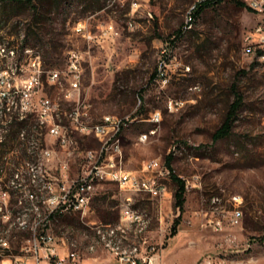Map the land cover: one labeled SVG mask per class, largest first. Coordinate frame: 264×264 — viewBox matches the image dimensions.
<instances>
[{
    "label": "rangeland",
    "instance_id": "374dc122",
    "mask_svg": "<svg viewBox=\"0 0 264 264\" xmlns=\"http://www.w3.org/2000/svg\"><path fill=\"white\" fill-rule=\"evenodd\" d=\"M194 1L35 0V9L0 0V121L5 96L19 99L26 117L24 137L17 126L9 132L0 128V141L5 138L11 146L0 157V264H39L45 258L52 264L56 256L46 255L44 233L52 235L55 248L62 235H83L89 251L95 237L86 223L117 221L127 195L151 218L149 237L169 264H192L195 259V264L210 259L264 264V63L245 51V35L257 16L236 0H222L203 7L187 27ZM79 23L83 31L76 29ZM30 25L33 31L40 29L41 38L31 34L24 49ZM73 49L85 53L86 61L80 93L67 99L69 85L49 82L48 71H63ZM37 56L42 84L26 97L25 83L37 68ZM236 91L243 103L232 132L214 142ZM44 96L58 105L54 118L64 125L69 126L64 112L76 99L89 105L85 114L95 121L107 115L126 119L120 133L128 171L141 174L147 161L166 164L171 154L173 173L186 182L183 211L175 205L178 184L171 174L162 180L170 191L163 210L160 199L108 182L94 195L85 217L82 212L50 214L42 202L46 193L27 184L28 164L40 165L56 180L61 165L69 163L75 175L82 169L84 152L101 142L69 127L75 144L63 147L38 115ZM172 99L179 103L174 109L169 107ZM157 110L163 117L159 124L151 119ZM152 129L141 141L140 135ZM5 148L0 147V155ZM44 149L52 151L50 160L44 159ZM31 188L40 193L34 200ZM238 204L241 221L233 224L230 217ZM176 219L178 231L171 236ZM141 238L134 233L133 242Z\"/></svg>",
    "mask_w": 264,
    "mask_h": 264
},
{
    "label": "built area",
    "instance_id": "2783aa9c",
    "mask_svg": "<svg viewBox=\"0 0 264 264\" xmlns=\"http://www.w3.org/2000/svg\"><path fill=\"white\" fill-rule=\"evenodd\" d=\"M215 1L218 0H195L187 12V27L193 26L196 14L202 5ZM242 1L257 16L254 28L245 35V51L253 59L264 63V0ZM84 28L85 26L82 23H79L76 27L78 31H83ZM85 61V53L78 49L71 50L68 55L67 67L63 71L50 69L48 71V81L55 84L66 82L69 85L66 98L73 99L75 94H79L81 90ZM33 65L37 66V68L25 83L27 89V92H25L26 97L42 84L41 74L43 70L41 61H34ZM178 105L179 103L173 99L169 101L171 109ZM86 106L89 105L81 102L80 99H76V103L64 112L65 117L69 121L68 126L55 121L54 112L59 109L58 105L50 97L44 96L40 100L38 115L43 123L50 125L49 133L55 136L63 147L69 148L75 144L69 127L71 131L75 130L84 135H94L101 142L100 147L90 148L84 152L82 169L75 175L71 174L69 163L61 165L60 176L56 180L50 179V172L44 168L42 174H35L31 169V163L28 164L29 183L27 184L31 185V187L32 185L37 186L40 193H46L42 202L49 207L50 214L58 212H82V214H85L90 208L94 195L98 193L103 184L108 182L117 184L123 191L145 193L154 199H160L161 202L170 193L168 186L162 180L171 176V169L167 164L157 163L155 160L147 161L141 174L124 169L121 149H117L115 153H108L107 143L117 139L121 127L127 122L126 119L114 115L111 119L95 121L92 119L91 114H85ZM162 118V113L159 110L155 111V116L151 117V119H157V124L162 121ZM155 129H152L151 132H154ZM148 134L150 133L140 135V140L145 141ZM23 135L24 133H22ZM42 154L46 160H50L52 157L50 149H44ZM13 182L15 183V181ZM28 190L32 200L40 195L32 188ZM235 200L237 203L241 202L238 198H235ZM140 208L136 206L133 195H127L123 197L117 221L88 223L87 225L90 228L88 231H90L92 236H95V243L92 245H99V249H104L113 256V252H110V247L100 246V237L95 234V227H113V224H121L117 243L118 245H129V252H122V256H113L117 259L118 264H160L158 258L159 247L149 237L151 227L146 232H143V238H141L140 242H133L135 224L138 223ZM241 216L242 211L238 204L230 220L233 224H238L241 221ZM41 241L48 246L46 248L47 256L50 254L56 256L52 264H78L80 250L76 239L72 241L73 247L76 248L70 250L65 257H61L57 252L55 248L56 242L52 239V235L44 233ZM92 245H89V252H92ZM201 264L226 263L222 260L215 261L210 259Z\"/></svg>",
    "mask_w": 264,
    "mask_h": 264
},
{
    "label": "trees",
    "instance_id": "16d2710c",
    "mask_svg": "<svg viewBox=\"0 0 264 264\" xmlns=\"http://www.w3.org/2000/svg\"><path fill=\"white\" fill-rule=\"evenodd\" d=\"M221 1L222 0H218L215 2H209V3L202 5L200 7V10L196 14V17L201 12L203 7L210 5V4H217ZM5 2H9V3L19 2V3L30 4L31 6H35V4H34L35 0H5ZM236 2L238 3V5H240L242 7H247V5L242 0H236ZM36 8L37 7L35 6V9ZM4 20L7 21V18H4ZM31 26L32 25H30V27L27 26L25 28V35H24V40H23L24 49L26 48V46L28 44V41H29V38L31 37L30 36L31 34H34V38H36V39L41 38L40 29L37 28L36 31H33V27H31ZM0 29H1V26H0ZM8 46H10V47L12 46L10 44V42H9ZM235 97H236V99L231 104L230 110L227 113L224 122L213 134L214 142H217L220 139H223V138L229 136L232 132L237 114H238L239 110L241 109V106L243 103V95L239 91L235 92ZM11 101H12L13 105L10 106ZM19 102H20L19 99H10L9 96L4 97V99L2 101V119L0 121V128H2V130L6 131V132H9L12 126H17L19 134L22 135V133H24V135H23V137H24L25 131H23V130H24V127L26 125V117H25V114L21 113V111L19 110V107H20ZM15 108H16V110H15ZM0 147H2V149H3V147H6L4 150V153H2L0 155V157H3L4 154L11 149V146L9 147V145L6 143L5 138H1ZM7 147H9V148L7 149ZM172 158L173 157L171 154L168 155L167 160H166V164L171 169L172 176L174 177L175 181L178 184V189L175 192V199H176L175 205L179 209H182V211H183L184 205L186 202V182L184 179H182L181 177H178L177 175H175L173 173ZM179 224H180V220L176 219L174 221V224L172 227L171 236H174L177 234Z\"/></svg>",
    "mask_w": 264,
    "mask_h": 264
},
{
    "label": "bare ground",
    "instance_id": "6f19581e",
    "mask_svg": "<svg viewBox=\"0 0 264 264\" xmlns=\"http://www.w3.org/2000/svg\"><path fill=\"white\" fill-rule=\"evenodd\" d=\"M35 61H41L40 57L37 56ZM153 116H155V113ZM111 117H113V116L107 115V116H104L103 119H111ZM153 120L157 123V119H153ZM154 132H151L150 134H148L146 140ZM142 135H145V133H143ZM122 148L123 147H122L121 133L118 135V137H117V139H115V141H108V143H107V152L108 153H115L117 151V149H121V152H122ZM31 169H32V171H34L35 174H42V172H43L42 167L38 164H31ZM21 223H22V225L25 226L26 222L22 221ZM150 223H151V218L149 217V215L145 212L140 211V215L138 217V223L135 224L134 233L137 236L143 237V232H146ZM120 231H121V224H113V227H95V234L98 237H100V246L110 247V252H113V254L115 256H122V252H129V245H118V243H117V239H118V235H120ZM2 243L4 245H6L8 242L6 240L2 239ZM94 243H95V238H94V241L91 242V245ZM98 249H99V245H92V252H95ZM87 250H88V248H87Z\"/></svg>",
    "mask_w": 264,
    "mask_h": 264
},
{
    "label": "crops",
    "instance_id": "0c3cea01",
    "mask_svg": "<svg viewBox=\"0 0 264 264\" xmlns=\"http://www.w3.org/2000/svg\"><path fill=\"white\" fill-rule=\"evenodd\" d=\"M103 185L101 186V188L103 187ZM164 200H165V198L163 200H161V202H160L162 210L164 207ZM87 212H89V210ZM87 212L85 214H82V216L85 217L87 215ZM93 222H95V221H93ZM88 223L89 222H87L86 224H88ZM75 239L78 242V248L80 250V259L78 261V264H83L84 262H87V264H90L89 263L90 261L98 262L101 264H118L117 259L115 257L107 254L104 249H99L98 251L93 252V253L87 251L86 245L88 243V240L83 235L79 236V238H74V237L69 238L66 235H62L59 238V242L56 244L57 245V247H56L57 252L59 251V255L61 257H65L68 254V252L73 249L72 241H74ZM164 248L162 249V252H163ZM42 252L43 251L41 249H39V253H40L39 256H42ZM46 255H47V249H46ZM158 258H159L160 264H169L164 259L162 253L159 254ZM195 261H196V259L194 260V262L192 264H195ZM39 264H51V263L48 259L45 258V259H40Z\"/></svg>",
    "mask_w": 264,
    "mask_h": 264
}]
</instances>
